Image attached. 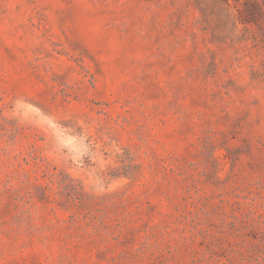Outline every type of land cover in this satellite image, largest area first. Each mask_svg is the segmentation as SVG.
<instances>
[{
  "label": "rangeland",
  "instance_id": "1",
  "mask_svg": "<svg viewBox=\"0 0 264 264\" xmlns=\"http://www.w3.org/2000/svg\"><path fill=\"white\" fill-rule=\"evenodd\" d=\"M0 0V264H264V0Z\"/></svg>",
  "mask_w": 264,
  "mask_h": 264
},
{
  "label": "trees",
  "instance_id": "2",
  "mask_svg": "<svg viewBox=\"0 0 264 264\" xmlns=\"http://www.w3.org/2000/svg\"><path fill=\"white\" fill-rule=\"evenodd\" d=\"M226 6H234L237 8V11L240 13L239 6L242 5L244 7L250 6V9L248 10V13L246 14L247 18H243V21L245 23H256L253 19V16H251L254 12V10H258L259 7L255 2H252L250 0H221Z\"/></svg>",
  "mask_w": 264,
  "mask_h": 264
}]
</instances>
